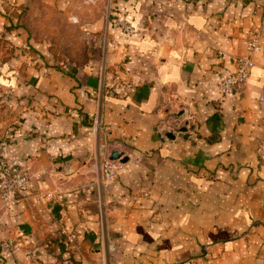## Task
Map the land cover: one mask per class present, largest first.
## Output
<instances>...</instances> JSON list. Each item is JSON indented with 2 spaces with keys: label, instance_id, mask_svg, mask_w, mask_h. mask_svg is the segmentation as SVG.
I'll return each instance as SVG.
<instances>
[{
  "label": "crops",
  "instance_id": "crops-1",
  "mask_svg": "<svg viewBox=\"0 0 264 264\" xmlns=\"http://www.w3.org/2000/svg\"><path fill=\"white\" fill-rule=\"evenodd\" d=\"M113 1L136 34L98 18L102 61L58 69L9 28L27 0H0V86L23 104L0 110V155L33 184L0 264H264V0ZM256 33L250 79L222 95ZM109 145L136 160L108 175Z\"/></svg>",
  "mask_w": 264,
  "mask_h": 264
},
{
  "label": "rangeland",
  "instance_id": "rangeland-1",
  "mask_svg": "<svg viewBox=\"0 0 264 264\" xmlns=\"http://www.w3.org/2000/svg\"><path fill=\"white\" fill-rule=\"evenodd\" d=\"M114 7L112 0H53L49 2L47 0H27L22 5V21H17L9 28L12 30L17 27L27 31V44L30 51H26L36 54L38 59L45 64L49 62L51 66L58 69L67 65L94 67L95 63L92 62L97 59L102 61V52L97 45L99 39L101 41L103 39L94 34L90 29L91 24H96L98 18L108 17L107 22H103L116 29L112 26L116 19V16L113 15V12H116ZM100 21L99 23H101ZM7 37V35L0 36V68L8 57L5 51L11 54V57H15L14 49L8 46L13 44ZM18 57L19 55L16 58ZM1 76L0 73V78ZM17 91L16 87L7 89L0 86V110H15L23 105ZM181 126L186 127L187 125L183 122L179 124V129ZM169 128L174 129L175 132L178 131L176 128ZM115 150L114 145H109L105 149L104 171H106L105 163L108 160L111 161V155ZM116 151L122 153V151ZM126 155L130 158L128 163L136 160L135 157ZM112 165L116 166L114 167L115 171L125 164H121L120 161H112Z\"/></svg>",
  "mask_w": 264,
  "mask_h": 264
},
{
  "label": "built area",
  "instance_id": "built-area-1",
  "mask_svg": "<svg viewBox=\"0 0 264 264\" xmlns=\"http://www.w3.org/2000/svg\"><path fill=\"white\" fill-rule=\"evenodd\" d=\"M264 12V6H263ZM112 26L120 30L127 39L136 34V28L126 17H116ZM262 49L261 34H254L247 43L246 54L237 59V66L234 72H228L221 83L220 92L222 95L232 94L235 90L243 86L251 77L254 66V57ZM261 100L264 101V86L262 88ZM107 172L112 173L114 167L112 161L108 160L105 165ZM33 188L31 175L28 170H14L9 165L7 159L0 155V229L3 224V216L9 214L11 206L17 197ZM65 234V232H63ZM67 235V234H66ZM73 236H68L72 242Z\"/></svg>",
  "mask_w": 264,
  "mask_h": 264
},
{
  "label": "water",
  "instance_id": "water-1",
  "mask_svg": "<svg viewBox=\"0 0 264 264\" xmlns=\"http://www.w3.org/2000/svg\"><path fill=\"white\" fill-rule=\"evenodd\" d=\"M185 115V111H181V112H178V113H176L175 114V116L176 117H178V118H181L182 116H184ZM187 125V124H186ZM181 132L182 133H185V135H184V139H187V138H189V134L187 133L188 131H187V128L186 127H183L182 129H181ZM168 140H175V138H176V136L174 135V133H168V134H166V136H165ZM129 160H130V158H129V156H127L125 153H121V152H117V151H114L113 153H112V155H111V161H120L121 162V164H126V163H128L129 162ZM110 173L108 172V175H109Z\"/></svg>",
  "mask_w": 264,
  "mask_h": 264
}]
</instances>
